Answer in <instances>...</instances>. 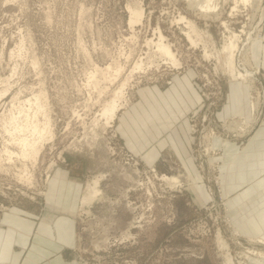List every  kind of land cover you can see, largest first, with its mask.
<instances>
[{
	"label": "rangeland",
	"instance_id": "rangeland-1",
	"mask_svg": "<svg viewBox=\"0 0 264 264\" xmlns=\"http://www.w3.org/2000/svg\"><path fill=\"white\" fill-rule=\"evenodd\" d=\"M217 2L207 13L189 0H0V119L39 93L52 132L25 160L27 181L19 160H6L4 147H16L0 124V213L40 216L55 181H76L82 195L99 176L96 198L73 212L80 264H247L264 255V234L237 230L231 199L249 184L232 188L226 168L233 146L264 128V0ZM133 8L142 15L130 23ZM158 31L177 66L155 48ZM231 32L235 67L251 81L225 71ZM123 81L106 124L102 105Z\"/></svg>",
	"mask_w": 264,
	"mask_h": 264
},
{
	"label": "crops",
	"instance_id": "crops-1",
	"mask_svg": "<svg viewBox=\"0 0 264 264\" xmlns=\"http://www.w3.org/2000/svg\"><path fill=\"white\" fill-rule=\"evenodd\" d=\"M173 135L182 145L179 132L173 129ZM234 149L228 152L232 160L226 167L232 170V188L246 181L249 188L247 194L231 199L233 219L241 233L264 234V128L257 129L241 149ZM53 185L56 194L47 195L40 216L16 208L0 213V264H80L72 258L77 245L73 212L80 204L79 184L55 181ZM247 264H264V256Z\"/></svg>",
	"mask_w": 264,
	"mask_h": 264
},
{
	"label": "bare ground",
	"instance_id": "bare-ground-1",
	"mask_svg": "<svg viewBox=\"0 0 264 264\" xmlns=\"http://www.w3.org/2000/svg\"><path fill=\"white\" fill-rule=\"evenodd\" d=\"M233 1H234L233 8H235L237 6L236 3H238V2L241 3L243 6H246V5H249V4L252 5L253 1L256 2V0H233ZM216 2H217V0H189L188 4L193 5V3H194V5H196L201 11L207 12V11L214 10L215 7H218V6H216ZM261 2H262V0H261ZM217 3H219V2H217ZM254 7L257 8L258 6L255 5ZM141 15H142L141 8L130 9L129 22L130 23H134L135 21H139ZM178 19L184 20L185 18H184L183 15H179ZM184 21L188 24V27L190 29L189 31H185L187 36L190 38L191 41L195 42L191 38L190 33H189L191 30H193V31L195 30L193 25H192V23H191V21L188 20V19H185ZM194 33H195V31H194ZM254 36H257L256 33H255ZM236 39H237V34L235 32H231L230 35L227 37V40L224 41L223 44H222L221 52H223V64L226 67L225 69H227L225 71H228V73H229V75H230V77L232 79L241 78L242 80H246L247 79V80L251 81L250 72L248 73V71H240L239 69H237V67H235L236 63L234 64L233 57H235V56H233V53H234L233 51H234L235 47L239 46V45L236 46ZM154 42H155V46H156L155 48L160 53L164 54L168 58V60L170 61L171 64L177 66L179 61L174 56L173 51L169 47V44L167 42L163 41V36H162V34L160 32L158 33L157 41H154ZM245 48H246V46H245ZM247 49H248V47H247ZM234 54H236V51H235ZM246 58H249V57H246ZM219 59H221V58H219ZM242 61L243 60H241V62ZM246 62H247V60H246ZM250 64H248V65H250ZM135 67L141 68V65L139 63H137L135 65ZM250 67H251V65H250ZM106 68H108V66ZM118 71L119 70L116 67L115 68V72L117 73ZM112 75H116V74H112ZM91 76H93V74H91ZM109 79H113V78H109ZM124 84H125L124 81L121 82V85H120L119 89L115 92V93H118V94L120 93L119 95H115L114 97H111L108 101L104 102L103 105H102L101 114L104 116L106 124H107V122L110 123L109 121H111L114 118L115 114H116V110L118 109L119 104H120L119 101H118V98L121 96V93H122V90H123L122 87H123ZM14 99H16V98H14ZM16 100H19V98H17ZM12 101H14V100H12ZM12 103L13 102H11V104ZM17 103H18V106L14 105L16 107V113L15 114H14V111L11 110L12 108L11 109L9 108L8 114L3 115V116L1 115L2 116L1 119H0L1 128L8 135V138H7L8 140L7 139L6 140L9 141L8 143H11L12 145H14L16 147V149L14 147L15 150H13L12 148H11L12 149L11 150L10 148H8L9 146L8 147L5 146L4 149H3V152L5 153L7 162H10V161L13 162L14 160H16V161L19 160V163H20L19 166H21L20 167V171L22 172V174L19 177H22V178L24 177L25 180L31 181V178H30L31 173H29L27 171V168H26L27 164H25V160L26 161H28V160L35 161L36 160L37 154H38L39 151H41L40 149L43 146L44 140H46L48 137L50 138L52 136V132L50 131L49 118H48V116H47V114L45 112V109L43 107V104H42V102L40 100V94L39 93H37V94L35 93L34 95H32V97H27V98H24L22 100H19V101H17ZM258 104H259V100H258V98H256L254 101L251 102L250 109L254 112V110H256L258 108ZM39 113L42 116L41 119H39L40 116L38 117ZM244 123L245 122H243V124ZM240 124H242V122H240ZM237 127L240 128V126H237ZM248 129H249V127H248ZM242 131H240V132H242ZM12 165H13V163H12ZM98 177L97 176L94 177L90 182H87L85 184V191L81 195L80 204L89 203V202H91L92 200H94L96 198V196L100 192L99 188L97 187ZM169 179H170V181H174L173 184H175V182L178 181V178L175 175L174 176L173 175L170 176ZM170 184H171V182H170ZM219 233L220 232L217 230V232H216V241H217V243H218V245L220 247H225L227 244H226L225 240H223V238L220 236ZM260 255L264 256V255H262V253H260ZM225 258H226L227 262L232 263L231 262V257L229 256L228 252L225 253Z\"/></svg>",
	"mask_w": 264,
	"mask_h": 264
}]
</instances>
